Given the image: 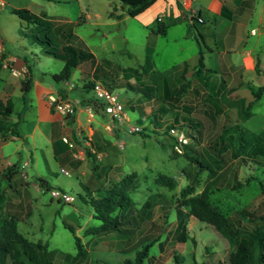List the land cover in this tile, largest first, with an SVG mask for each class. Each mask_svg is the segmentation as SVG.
<instances>
[{"label": "rangeland", "instance_id": "1", "mask_svg": "<svg viewBox=\"0 0 264 264\" xmlns=\"http://www.w3.org/2000/svg\"><path fill=\"white\" fill-rule=\"evenodd\" d=\"M197 1L198 5L195 7L193 4L192 8L203 10L202 0ZM6 2L15 6L28 7L36 12L43 9L48 14H60L73 21L72 28L78 37L73 35L69 42L82 48L87 47L93 52V58L98 60L94 66L93 77L102 83H109L105 86L117 94L126 119L122 124H118L108 114L104 115L106 112L103 108L94 110L99 112L102 121L98 128H93L92 138L95 136L101 143L105 141L102 144L105 154L100 157L107 156L104 159L110 162L117 160L119 163L114 174L109 172V174L103 173L104 175L96 176L94 183L97 187L96 191L100 192L97 196L90 195L89 189H78L75 186L77 183L75 179L83 178L82 175L75 176L63 163L60 164L65 169L68 168L69 174L60 172L58 163L50 158V173L47 175L46 183L48 188L36 191L30 186L36 178H33L34 173L29 162L26 166L21 164L19 169L26 174V178H20L16 173L11 180L5 175L0 176V204L3 203L0 205V218L11 216L16 206H22L21 212H24L27 208H24L25 202H27L30 214L25 218L15 217L16 227L29 239L47 243V250L51 257L50 264H120L124 258H132L135 250L147 241H150V244L142 264H190L193 259L197 261L204 259L208 262L222 260L223 264H226L228 253L233 248L231 239L212 225L188 214L185 204L181 203V190L191 186L192 193L204 192V195L220 212L230 216L232 227L239 233L238 237L249 241L251 263L254 262L257 252L255 238L264 234V196L259 192V183L264 184V123L256 132H252L250 130L252 128L242 126L216 128L215 134L219 135V138L207 141L202 136L195 138L194 127H191L186 130L189 139L181 151L173 148V138L165 132L169 125L178 127L188 125V122L180 116L187 114L184 112L187 111L188 97L174 94L168 98L165 95L166 91L174 93L185 82L196 88L194 96L199 89L208 88L207 81L204 79L206 75H201L192 77L189 82L180 78L179 86L171 90L168 87L170 83L168 80L176 75L179 66L184 61L192 63L194 58L191 56L198 48L202 49L207 45L214 50V55L210 58L217 63V66L219 65L218 60L221 58L218 54L221 52L217 51L215 43L213 44L212 38L216 24L213 26L212 18H210L212 21L207 20L205 25H200L191 19L168 22L164 27L165 33L162 34L157 30L155 22L150 21L144 24L140 20L141 17H145L144 14H140V18L127 15L122 8L123 3L119 0H6ZM193 2L196 3L195 0ZM1 13L6 18L3 19ZM1 13L0 25L7 31L15 29L18 25L17 16L8 12L7 9ZM155 17H159L164 22L169 19L168 15L163 17L160 12ZM76 21L79 22L74 24ZM253 23V19L249 17L244 26L243 40L247 37H249L248 41L252 39V34H248L247 31ZM29 25L36 24L29 23ZM186 28H189L195 37L192 34L191 37H182L181 34ZM197 30L202 38L206 37L203 38L206 45L201 40L194 39H199ZM39 31L37 26L32 27L28 36L34 48L26 49V53L23 54L30 63L31 75L36 79L43 76L45 79L40 80L53 84L54 80L49 75V71L57 72L61 68L62 61L45 55L38 48L39 43L35 36L44 38L45 34L44 31ZM48 35L50 36V32ZM58 35L51 34L53 46L64 42L62 36L58 37ZM76 39L78 40L75 42ZM2 41L6 42L4 38ZM24 43H26L25 38L18 34L13 44L7 42L6 46L9 50L23 51ZM231 56L234 58L237 54L233 52ZM93 58L92 63L95 61ZM104 75L119 76V79L134 84L127 86L108 81V79L105 81ZM245 77L253 81L254 89L257 85L264 83V75L251 74ZM72 79L78 81L77 78ZM89 79L90 77L85 75L83 80ZM58 84L62 86L61 82ZM203 84L207 87L205 88ZM35 90L34 88L24 94L33 96ZM87 91L92 92L90 88ZM32 100L35 106L26 105V109L19 113H11L9 119L7 118L10 121L17 120L19 136L22 132L19 126L20 129L24 124L30 127L38 114L36 97L34 96ZM173 106L176 107L172 110L170 107ZM252 106L255 111L261 112V121L264 122V90ZM94 118L96 114L93 115ZM2 119L4 120L5 116ZM127 123L140 126L141 130L127 131L125 129ZM256 128L254 127L253 131ZM238 136L241 138L238 139ZM254 136L260 138L251 142ZM34 140L35 151L47 155L49 153L47 139L38 133L35 134ZM17 141L9 140L2 147V153L10 160L15 157L19 160L27 157L28 150L25 144L24 149L18 150V153L13 151ZM0 160L3 163V159ZM38 163L44 167L41 160ZM131 171L136 172L137 175L129 191L132 203L122 209L125 213L123 222L120 224L121 228L101 234L85 232L86 228L98 223L96 218L88 216L91 210L90 196H101L104 185L111 186L119 181L121 176ZM158 173L171 176L173 185L167 186L156 182L154 177ZM21 185L25 186L26 194L15 189ZM51 188L72 194L74 200L65 202L51 197L49 193ZM19 193L21 194L18 195ZM5 200L12 203L10 207L9 203L4 204ZM17 201L21 204L16 205ZM145 201L146 204H144ZM67 211L68 213L64 215ZM137 215L144 216L143 220L140 224L133 225L138 218ZM258 216L262 218L257 219ZM183 220L186 226V238L184 241H173L174 228ZM83 221H85L84 229L76 231V235L82 243L88 238L91 239L84 245L82 258L69 262L76 248L73 234L63 223L69 222V225L75 227ZM138 228L140 232L146 228L153 232L141 235L139 230L134 232ZM158 255H162L163 259L160 258L159 262H155ZM6 264H11L10 258L7 259Z\"/></svg>", "mask_w": 264, "mask_h": 264}, {"label": "crops", "instance_id": "2", "mask_svg": "<svg viewBox=\"0 0 264 264\" xmlns=\"http://www.w3.org/2000/svg\"><path fill=\"white\" fill-rule=\"evenodd\" d=\"M195 1L196 3H194L193 0H155L143 11L135 15L140 18V14H144L145 17H141L140 19L144 24L152 21L155 15L159 12L163 17L167 15L177 16L180 13H184L187 16H192L191 21L194 20L200 25H205L207 20H213V26L216 24V30L215 33H213L212 40L213 44L215 43V46L217 47V51L221 52L218 54L221 58V60H218L219 65L217 66V63L213 62L212 58H210L214 55V50L210 48L211 46L207 45L205 48H198L195 54L191 56L194 58V61L192 63L184 61L181 66H179V71L176 75H173L168 80V82H170V88L173 90L175 86H179L178 81L180 78L189 82L192 77L206 75L204 79L207 81L208 88L199 89L196 96H194L196 88L194 85L192 86V84L189 86V84L185 85L184 83L175 91L176 93L179 92L181 95L188 97V104L186 106L187 111L184 112L187 114L183 115L180 113L182 114L180 116L188 122V125H186L187 127L183 126V128L188 130L189 128L194 127L193 136H195V138H200V136H202L206 141L208 139L216 140L217 137L219 138V135L215 134L214 129L216 128L222 129L242 126L245 128H252L250 130L252 132H256L259 130V126H263L264 122L261 121V112L255 111L252 106L253 102L259 98H254L252 93L255 85L252 83L253 81L246 78L245 75H264V37H262L264 36V0H260L259 2L257 0H202L203 10L199 8L195 9L196 5H198V1ZM193 4H195L194 8H192ZM13 7L24 6H15L6 2V0H0V13L3 12L4 9H7L8 12H10L9 10ZM122 8L125 10V5H122ZM28 9L34 13L43 11L45 15L43 19L49 20L53 23L51 26V33L56 36L59 34L58 37L61 36L64 24L70 21V19L63 15L48 14L43 9H39L37 12L33 9ZM249 17L254 21V23L249 26L247 31L248 34H252L253 36L250 41H248L249 37H247L246 40H243L244 26L249 20ZM2 18L4 19L6 17L2 15ZM17 18L18 25L15 29L7 31L2 25H0V103L6 105V99L9 98L11 100L10 113L0 115V159H3V163H1L0 160V176L5 175L11 180L13 174L16 173L19 174L20 178H26V174L24 173L25 176H22L21 173L23 172L19 169L21 164H25L26 166L30 162L33 169L32 172L34 173L33 178H36L30 183V186H32L36 191L46 189L41 183L42 181L47 183V175L50 173V158L58 163V170L60 172H62L60 168L65 169L64 166L60 164L63 163L69 167L70 171H72L75 176L82 175L83 178L75 179V181L77 180L75 186L78 189H89L90 195L94 194L93 196H97L100 192L96 191L97 187L94 183L96 176H99L100 174L104 175L103 173L109 174V172L114 174L119 166L117 160L110 162L108 159H104L107 158V156H103L102 158L100 157V155L105 154V151H103L102 148L99 151L96 150V146L99 145L100 147H103L102 144L105 143V141H102L101 143L95 138V136L92 138L93 128H98L102 121L99 116V112H95L96 110L94 111L92 108L90 120H85L87 114L85 105L87 103L84 102V98L89 94L92 95L93 93L86 91L83 86V83L85 82L83 79L85 78V75H88L90 77L89 80H91L92 83L95 81L100 82L99 80H95L93 77L94 66L98 60L93 58L94 54L88 48L93 55L92 58L95 60L94 63H92V58L79 60L76 66L71 70L68 79L54 81L53 84L51 82L47 83L40 80L45 79L43 76L40 79H36L31 75L30 63L26 60L25 55L23 54L26 53V49L34 48V44L28 36L32 27L34 28V25H29V23L20 19L18 16ZM210 18H212V20ZM78 22L76 21L75 24ZM71 31L73 35L77 36L74 32V28H72ZM226 32H228V34H225ZM161 33L164 34L165 30L163 29ZM197 33L200 34L198 30ZM18 34L21 36L23 35L26 40V43L22 44L23 51H18L17 49L9 50L6 46L7 42L12 45ZM191 34V32L186 33L185 29L181 36L191 37L193 35ZM209 35L210 32L208 36ZM181 36H179V38ZM193 37H195V35H193ZM3 38L6 41L5 43L2 41ZM200 38L204 44L203 38L205 39L206 37L203 36L202 38V35L200 34ZM38 48L42 50L45 55L59 59L45 52L44 45L38 44ZM199 50L202 52L204 69L194 74L193 69L197 61ZM233 52L237 54V57L232 58L231 54ZM21 68L24 69V74L22 76L17 75L12 71V69L18 70ZM52 73L54 72L49 71L50 76ZM110 76L114 75H106V79H108V81L117 83L121 80L119 79V76H115L113 78ZM27 78L30 80V86L23 92L21 90L20 81L21 79ZM72 78H77L78 81H74ZM58 82H61L62 86H60ZM100 83L103 84L102 82ZM203 86L205 88L207 87L204 84ZM258 86L259 85L256 87ZM34 88L36 90L34 91L35 93L33 96L24 94L27 91L30 92V90H34ZM48 92H58L62 96L69 99L74 104V112L70 115L64 116L49 107L45 99L46 93ZM34 96L36 97L35 101L38 114L30 127H27L24 124L20 129L19 126V130L22 131L21 136H19L20 134L17 130V120L10 121L7 120V118L11 116V113H19L20 111L26 109V105L32 107V105H34L32 100ZM191 96H194V98L191 99ZM247 104L249 107L245 110ZM175 107L176 106H173L171 109L173 110ZM244 113H247V115ZM95 114L96 118L93 119V115ZM104 115H107V113H104ZM4 116L5 119L3 120L2 118ZM3 127H7V129L5 130ZM254 127H257L255 131H253ZM196 129L197 131L195 132ZM38 133H41L48 141L49 153L47 155L35 151L34 137L35 134ZM62 135H67L74 141V148L65 144V142L61 139ZM105 138L107 139V137ZM237 138L240 139L241 137L238 136ZM259 138V136H254L251 138V142H255ZM9 140H18L13 147V151L16 153H18V150H23V146L25 144V148L28 150L27 157H23L20 160L18 157H15L13 160H10L8 156H5L2 153V147L7 144ZM75 151L77 155L73 154ZM87 151H89L90 154H87ZM39 160L42 161L44 167L39 165ZM92 164L95 165V169L93 171ZM64 174H69V171L67 170V173ZM209 179L211 180V178ZM15 189L26 194V188L24 185L17 186ZM102 189V193L104 194L107 187L104 185ZM20 194L21 193L18 195ZM70 195L72 196V194ZM58 200L62 201L60 199ZM72 200H74L73 196L70 201L65 202H71ZM3 202L4 204L9 203L8 200ZM25 203L26 206H24V208H27L24 212H21L22 206H16L15 210L11 213L12 216L16 218L27 217L30 212L27 202ZM146 203L147 202L145 201L144 204ZM11 204L12 203H9V207ZM15 204L19 205L21 202L17 201ZM121 212L124 215L125 211H120V214ZM66 213H68V211L65 212L64 215ZM70 214L73 215V213ZM126 215H128V213ZM88 216L92 217V208L88 212ZM143 217L144 216H139L136 222H133V225L140 224ZM84 222L85 221L76 224L74 229L75 234L76 231L83 228ZM67 224H69V222H67ZM123 229H125V227H123ZM138 230L141 235L153 232L147 228L142 232H140V229L138 228L135 229L134 232H137ZM89 239L91 238H88L83 244H87Z\"/></svg>", "mask_w": 264, "mask_h": 264}, {"label": "trees", "instance_id": "3", "mask_svg": "<svg viewBox=\"0 0 264 264\" xmlns=\"http://www.w3.org/2000/svg\"><path fill=\"white\" fill-rule=\"evenodd\" d=\"M123 5H125V12L129 16H135L146 7H148L155 0H119ZM11 13L17 15L20 19L24 20L27 23H35V27L40 31H44V38L35 36L37 43L45 46V52L50 55L57 57L63 61L61 68L52 73L51 77L54 81L65 80L69 78L71 70L76 66L79 60L90 59L92 58V53L87 49V47L75 45L69 42L72 37V27L73 21H68L64 24L62 29L61 36L63 41L57 46L52 45V22L44 18V12L34 13L26 7H13L9 10ZM167 22H164L162 19L155 17L152 22H155L157 30L162 32L164 27L167 26L168 22L180 21L181 19H191L192 16H187L184 13H180L177 16H169ZM75 24V22H74ZM39 26V27H38ZM67 30L69 32H67ZM39 31V32H40ZM50 32V36L48 33ZM186 33H190L189 28H186ZM200 38V34L197 33ZM78 39L75 40V42ZM45 42L47 45H45ZM199 44V43H198ZM49 45V46H48ZM48 46V47H47ZM204 69L203 56L201 50L198 51L197 61L193 69V73L196 74L199 71ZM115 77V76H114ZM106 76L104 75V79ZM107 81V79H105ZM21 90L24 92L30 86V80L21 79ZM107 85L108 82H103ZM119 85L132 86L126 80H119L117 82ZM92 81L87 80L83 83L86 91L92 87ZM109 84V83H108ZM187 82H185V85ZM170 87V83L168 84ZM170 89V88H169ZM185 89V87H184ZM264 90V84L259 85L252 91L254 98H258L260 93ZM139 92V89L137 90ZM180 95L179 92L170 93L168 90L165 95L170 98L172 95ZM162 95V94H160ZM84 102L89 104L94 110L98 111L99 108H102V101L95 97L93 94L88 95L84 98ZM101 105V107H100ZM248 104L245 107V110L248 109ZM172 108V107H170ZM11 111V100L6 99V105L0 103V115L9 114ZM247 115V113H244ZM1 125V124H0ZM1 128V127H0ZM7 129V127H3ZM102 147L99 145L96 146V150H101ZM87 154H90L87 151ZM95 169V165L92 164V171ZM137 173L131 171L125 173L119 181L109 185L105 193L99 197L90 196L89 203L92 208V217L98 220V223L94 226L86 228L87 232L101 234L114 229H120V224L123 222V214L120 211L125 209L132 203V199L129 196V191L135 183ZM154 180L160 184L167 186L173 185V178L171 176L165 175L163 173H158L155 175ZM45 188H48L45 181L41 183ZM238 184H240L238 182ZM193 187L187 186L181 190V203L185 204L187 208V213L196 217L199 220L204 221L207 224L212 225L217 231L222 232L227 235L232 243L233 248L229 251L227 256L226 264H264V234H260L255 238V244L257 248L255 261L251 263V255L249 249V241L243 238H239V233L232 226V221L230 216L224 215L220 212L215 205H213L208 198L204 195V192L192 193ZM259 192L264 196V184L259 183ZM134 214L135 213H131ZM139 217V215H137ZM253 217H256L253 215ZM261 216H258L257 219H261ZM71 233L73 234L75 252L71 256L70 262L73 260L82 258L84 254V244L81 242L78 235L75 234V227L63 223ZM186 226L184 220L177 224L172 233L173 241H184L186 238ZM150 244V241L143 243L138 249L135 250L132 258H124L120 264H142V260L147 256V248ZM11 259V264H50L51 257L49 251L47 250V243L40 240H31L22 232H20L16 227V218L14 216H8L5 218H0V264H6L7 259ZM163 259L162 255H158L155 259V262ZM190 264H223L222 260H217L215 262H208L203 260L197 261L193 259Z\"/></svg>", "mask_w": 264, "mask_h": 264}, {"label": "built area", "instance_id": "4", "mask_svg": "<svg viewBox=\"0 0 264 264\" xmlns=\"http://www.w3.org/2000/svg\"><path fill=\"white\" fill-rule=\"evenodd\" d=\"M159 18V17H157ZM12 71L22 76L24 74V69H12ZM92 93L95 97L99 98L102 101V108L108 114L109 117L114 118L118 124H122L123 120L126 119L125 112L123 111V106L121 102L117 99V94L107 88V86L101 84L100 82H94L91 87ZM46 103L53 110L59 112L62 115H70L74 112V104L62 96L58 92H48L45 96ZM86 117L85 120L89 121L91 117L92 107L89 104L85 105ZM125 129L127 131H139L141 127L134 123H127ZM165 132L173 138V148L176 151H181L183 145L188 142L189 136L186 134V129L183 127H178L176 125H169L166 127ZM61 139L71 148H74V141L67 135H62ZM74 155L76 151L73 152ZM64 173H67V170L60 168ZM22 176H25L24 173H21ZM51 197L60 199L63 201H70L72 196L66 192L60 191L56 188L49 189Z\"/></svg>", "mask_w": 264, "mask_h": 264}]
</instances>
